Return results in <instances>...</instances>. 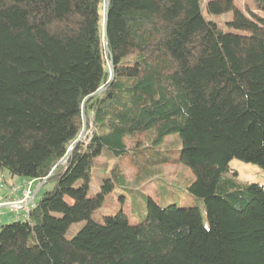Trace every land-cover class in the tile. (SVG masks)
Here are the masks:
<instances>
[{
	"label": "trees",
	"instance_id": "obj_1",
	"mask_svg": "<svg viewBox=\"0 0 264 264\" xmlns=\"http://www.w3.org/2000/svg\"><path fill=\"white\" fill-rule=\"evenodd\" d=\"M104 2L0 0V172L53 183L0 264H264V186L229 169L264 172V0H109V53ZM169 166L193 204L96 216Z\"/></svg>",
	"mask_w": 264,
	"mask_h": 264
},
{
	"label": "rangeland",
	"instance_id": "obj_2",
	"mask_svg": "<svg viewBox=\"0 0 264 264\" xmlns=\"http://www.w3.org/2000/svg\"><path fill=\"white\" fill-rule=\"evenodd\" d=\"M103 17V10H102ZM215 20L218 18L215 17ZM103 21V19H102ZM102 27V23H101ZM81 135V140H84L88 135V132L84 131ZM230 172L235 171L238 175V181L243 184L256 183L264 186V172L256 165L245 163L243 161L232 159L229 162ZM4 178L10 179L7 171H3ZM102 173L93 170L92 181L90 184V192H95L98 190L100 178ZM190 178L189 170L181 166H169L164 168V173L158 177H155V180L143 184L140 187H134L133 191L127 192L126 197L121 202L119 200L120 192L115 190L112 193L111 197L105 199L104 205L98 210L96 216L106 215L108 213H113L119 209H122L129 217L130 222H136L141 219L144 214V196H150L157 201L158 204L164 205L168 203H177L181 206H189L193 204L196 200L190 196L185 191V183ZM53 186L52 182L47 183L39 195L33 199V202L30 206H33L38 200L39 197L45 190L51 189ZM36 189V185L32 186V192ZM8 209H2V212L7 211ZM24 210L19 213L15 212L17 216H23ZM203 213V212H202ZM204 215V213H203ZM4 222V217H0V221ZM80 224H75L70 227L66 236L72 237L73 234L79 229Z\"/></svg>",
	"mask_w": 264,
	"mask_h": 264
},
{
	"label": "crops",
	"instance_id": "obj_3",
	"mask_svg": "<svg viewBox=\"0 0 264 264\" xmlns=\"http://www.w3.org/2000/svg\"><path fill=\"white\" fill-rule=\"evenodd\" d=\"M4 173L3 171L0 172V178H3L4 184H5V188L4 189H0V198H4V199H15L17 196L20 195V191H12L13 187L15 186H22L24 185L27 180H23V179H19V178H11L7 179L4 178ZM36 185V189L34 192H32V186ZM40 183H36L35 181H32V185H31V197H30V201L29 203H26L27 205V210H29L32 206H30V204L33 202V199L35 197H37L40 193V191L42 190V188L46 185V183H44L40 188H39ZM34 205V204H33ZM6 209H8L7 207H5ZM2 208V209H5ZM19 213V212H18ZM26 215L25 211L23 213V216ZM22 216V217H23ZM1 217H4L3 221H7V220H12L15 218H22L21 216H17L15 213L11 212L9 209L5 212H2ZM2 222V219L0 221V223Z\"/></svg>",
	"mask_w": 264,
	"mask_h": 264
},
{
	"label": "built area",
	"instance_id": "obj_4",
	"mask_svg": "<svg viewBox=\"0 0 264 264\" xmlns=\"http://www.w3.org/2000/svg\"><path fill=\"white\" fill-rule=\"evenodd\" d=\"M31 185L32 181H27L24 185L22 186H15L13 187L12 191H20V195L17 196L15 199H4L0 198V217L2 215V208L7 207L11 212H20V211H25L27 214V205L26 203H29L30 197H31ZM5 184L3 181V178H0V189H4Z\"/></svg>",
	"mask_w": 264,
	"mask_h": 264
},
{
	"label": "water",
	"instance_id": "obj_5",
	"mask_svg": "<svg viewBox=\"0 0 264 264\" xmlns=\"http://www.w3.org/2000/svg\"><path fill=\"white\" fill-rule=\"evenodd\" d=\"M108 5H109V0H105L104 2V6H103V21H102V34H103V37L105 38L104 40V49L107 53L108 52V48H107V40H106V35H107V16H108ZM109 66L111 68V79H113V68H112V61L110 60L109 61ZM103 91V89L97 91L95 94H99ZM84 110V104L82 105V111ZM82 119H83V128H82V131H81V134L84 133L85 129H86V118L84 116V114H82ZM81 140V135L78 137V139L70 146L68 152L66 153V155L56 164V166L54 167V169L52 170V172L55 170V168H57L58 166L60 165H63L68 157L71 155L72 153V150L74 149L75 145L77 144V142ZM51 172V173H52ZM51 176V174L44 178L41 182H40V185H39V188L44 184L46 183L47 179Z\"/></svg>",
	"mask_w": 264,
	"mask_h": 264
}]
</instances>
